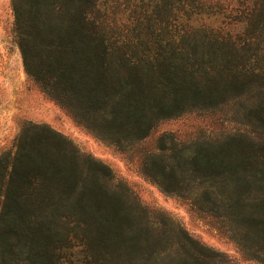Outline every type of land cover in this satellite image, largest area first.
Listing matches in <instances>:
<instances>
[{
	"label": "trees",
	"instance_id": "obj_1",
	"mask_svg": "<svg viewBox=\"0 0 264 264\" xmlns=\"http://www.w3.org/2000/svg\"><path fill=\"white\" fill-rule=\"evenodd\" d=\"M136 1L133 26L119 30L106 0H13L27 76L77 124L117 146L252 92L262 100L250 114L264 118V0ZM166 140L146 154V175L173 193L188 187L184 177L200 181L208 210L243 226L246 257L264 253V154L233 138L194 152ZM113 180L108 166L55 129L25 125L0 155V264L226 263L185 231L160 230L164 221L152 224Z\"/></svg>",
	"mask_w": 264,
	"mask_h": 264
},
{
	"label": "rangeland",
	"instance_id": "obj_2",
	"mask_svg": "<svg viewBox=\"0 0 264 264\" xmlns=\"http://www.w3.org/2000/svg\"><path fill=\"white\" fill-rule=\"evenodd\" d=\"M106 1L119 30L131 28L142 4L136 0ZM260 100V93L252 92L244 99L243 95L229 98L220 108L194 109L159 122L151 136L142 142L117 146L77 124L27 76L16 37L13 0H0V155L13 149L15 139L25 125H48L71 140L83 155L108 166L114 174L113 183L129 189L150 213L152 224L163 220V224L157 223L160 230H165L167 224L185 231L198 246L223 254L225 264H264V253L259 251L254 253L255 258L246 257L243 226L221 213L215 215L208 210L200 201L202 190L197 185L200 181L190 182L184 177L188 187L181 193L167 192L146 175L144 158L157 150L162 137L167 138L165 144L174 143L178 149L191 152L199 147L220 146L231 138L241 141L242 145L245 140L253 142L255 152L263 155L264 118L250 114V109ZM253 194L257 192L253 191ZM255 248L258 250L257 246Z\"/></svg>",
	"mask_w": 264,
	"mask_h": 264
}]
</instances>
